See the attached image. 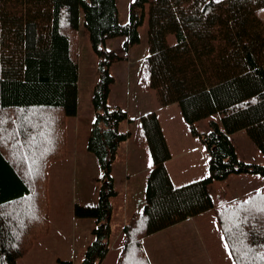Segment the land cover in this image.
I'll list each match as a JSON object with an SVG mask.
<instances>
[{
  "label": "trees",
  "instance_id": "obj_1",
  "mask_svg": "<svg viewBox=\"0 0 264 264\" xmlns=\"http://www.w3.org/2000/svg\"><path fill=\"white\" fill-rule=\"evenodd\" d=\"M80 11L98 58L87 149L103 171L98 203L74 210L96 220L80 264H101L110 249L113 164L130 135L120 130L127 111L108 102L115 82L110 67L122 57L106 41L125 36L126 48L138 42L146 15L150 52L140 64L139 85L154 88L161 105L179 104L209 154L208 175L174 185L158 115H142L135 142L148 146L153 165L144 207L123 227L116 264H151L144 237L214 208L213 181L264 177V164L240 158L231 138L245 130L264 153V0H132L126 23L117 0H0V264H17L48 232L49 164L66 155L67 119L78 109ZM215 113L223 128L216 120L208 131L196 127ZM215 213L234 263L264 264V186Z\"/></svg>",
  "mask_w": 264,
  "mask_h": 264
},
{
  "label": "rangeland",
  "instance_id": "obj_2",
  "mask_svg": "<svg viewBox=\"0 0 264 264\" xmlns=\"http://www.w3.org/2000/svg\"><path fill=\"white\" fill-rule=\"evenodd\" d=\"M147 11L148 5H146V12ZM128 14L129 9L127 12H122L121 18H126ZM139 34V41L132 43L128 48L124 46L126 40L125 36L118 37L119 39L115 40L108 39L106 41V46L115 50L122 57L119 61H116L111 65L110 71L115 77L114 84H118L119 87L123 89L128 83V77L131 78L132 76H138L140 64L150 52L147 39V15L144 22L139 26ZM168 39L170 43L175 42V37L172 34L169 35ZM78 43L77 110L78 112L80 111L81 114H79L77 118L72 116L67 119V153L64 156L67 157H63L60 160H54L49 164L47 185L49 200L48 232L37 238L27 253L17 258V264H61L60 260H71L73 264H80L87 246L94 239L92 231L96 226L95 218L77 217L74 213L77 204L95 206L98 203L99 189L103 175V171L96 156L90 151H87V154L89 155H86L85 151L81 149L82 144L76 145L75 143L77 129V127H75L76 122L77 124L82 123V126H84L87 121L84 118L79 117H81L82 114H90V116H94L92 95L94 85L98 79V58L92 48L90 36L83 23V15L81 11ZM147 90L144 91V89H142V92H147L145 93L147 99L143 100L133 94L127 99L123 96L118 102L119 105L127 111L129 117L120 124V130L129 131L132 140H135V129L139 125V116L146 114V109H150V107L153 109L152 107L155 108L160 104L156 90L154 88H149ZM175 106L178 108L177 113L173 110ZM170 117L174 119V122L170 121ZM129 119L131 121H129ZM132 120H136V123H132ZM167 120L169 121L167 123L174 124L178 128L183 127V130L188 129V124L182 115L179 104L177 103L171 105ZM211 120L218 121L223 128L221 116L218 113L196 121L195 125L200 131H208L210 129ZM127 124H130L128 128ZM166 129H168L167 125ZM242 132V134L246 136L248 142H251L250 144L256 148L257 153L261 157V154L263 153H261L255 143L249 138L246 131L243 130ZM231 138L237 148L241 149L238 135H234ZM205 152L208 165L209 154L206 148ZM123 153L124 150L122 149L119 156L120 161L122 160L121 154ZM260 157L258 158L259 162H249L264 164V160H261L262 158ZM147 159H149L148 161L150 163L152 162L149 148ZM178 162L180 164L183 163L181 160ZM179 163H175L177 169L180 168ZM123 166L124 164L119 166L121 173H123ZM147 173L149 175L150 170L147 171ZM207 175L208 174H202L201 172L191 178H183V180L178 182L176 186L202 179ZM224 180L214 181L216 184V190H220L219 186L225 182ZM131 182L134 186L133 188L130 187V189H133L136 192L138 190L136 183L139 182V177ZM224 187L229 196L230 190L226 183ZM115 188L118 192L111 197V202L114 205L111 216V250L113 249L112 243L114 244L117 240V234L123 231L125 223L131 217V212H128L129 216L126 219V212L123 211V204L125 202L124 184H121L120 186L117 185ZM222 197H226V194L222 193ZM130 199L132 198L130 197ZM215 201H217V198ZM185 231L186 232L184 233L181 228H177L176 231L173 230L171 232H169V230L163 231L146 239L144 244L142 242L149 261L151 259L153 264H235L232 261L227 246L226 249L225 247L224 249L225 251L227 250L228 259L226 260V257L223 259L222 247L225 246V241L220 226L219 228L216 227V225L215 228L211 227L204 236L199 234V232L190 233L188 230ZM148 244H150L151 250L147 248ZM113 254L114 252L106 258V261L103 264H112Z\"/></svg>",
  "mask_w": 264,
  "mask_h": 264
},
{
  "label": "crops",
  "instance_id": "obj_3",
  "mask_svg": "<svg viewBox=\"0 0 264 264\" xmlns=\"http://www.w3.org/2000/svg\"><path fill=\"white\" fill-rule=\"evenodd\" d=\"M131 1L132 0H117L120 21L123 23L128 21L129 14L127 15L126 18L123 19L121 18L122 12L128 11ZM115 39H119V38L118 37L111 38V40H115ZM127 81L128 83L126 84L124 89L120 88L118 84L112 85L111 91L108 97V102L111 105H114V104L119 105L118 103L119 99H122L123 96L126 97L127 99L133 94L140 97L143 100L147 99L146 94H145L147 92H142L143 88H141L139 85L138 76L137 77L132 76L131 78L128 77ZM146 90L147 89H144V91ZM173 104H176V103H172L168 105L159 104V106L155 108L152 107L153 109H151L150 107V109H146V110L147 112L155 111L158 115V118L160 120L169 149L172 154L171 158L166 161V167L168 169V172L171 176L173 183L177 185V183L181 182L183 178L184 179L191 178L192 176H195L201 172L202 174H208V165L206 162V152H205L204 145L201 143V141L196 135L190 132L189 126L187 130H183V127L178 128L174 124L167 123L169 122L167 120V117L169 116L171 105ZM177 109L178 108L175 106L173 110L177 113L178 111ZM79 114L81 113L80 111L78 112L77 110V114L75 115V117L77 118ZM79 118H84L87 121L84 126H82V123L77 124L76 122L75 127H77V129L74 127L76 129L75 143L76 145L82 144L81 149L85 151L86 155H89L87 154L88 153L87 152L88 151L87 139L89 136L91 125L94 121V116H90V114L89 115L82 114V116ZM129 121L131 120L129 119ZM170 121L174 122V119L170 117ZM132 123H136V120H132ZM129 125L130 124H127V128ZM166 125L168 129H166ZM242 131L243 130H240V131H237L231 134V137H233L234 135H238L239 137L241 149H238L237 146L235 145L239 157L246 161L259 162L258 158L260 156L257 153L256 148L252 146V144H250L251 142H248L246 136L242 134L243 133ZM122 149L124 150V153L121 154L122 160L120 161L119 156H120V152L122 151ZM261 155H262L260 157L262 158L261 160H264V156H263L264 153ZM147 158H148L147 146L138 145L135 142V140H132L131 134L128 136V138L125 141L121 142L116 161L113 164V175L115 179V187L117 185L120 186L121 184H124L125 202L123 204V211L126 212V215H127L126 219L129 216L128 212H131L130 214L132 215L134 212H138L144 207L146 181H147V175H148L147 171H149L153 165L152 162L150 163L148 161L149 159ZM179 160L183 161V163L180 164L178 162ZM173 162H175L176 164L179 163L180 168L177 169V167L175 166V163ZM122 164H124L123 173H121L119 169V166ZM197 165H199L200 167ZM137 177H139V182L136 183L138 190L135 192L133 189L132 191L130 187L133 188L134 185L131 184L132 183L131 181H134ZM216 181H222V180H216ZM224 181L225 182H223L219 186L220 190H216V184L214 181L209 186V190L213 198L214 208L207 210L205 212H202L198 215L188 217L187 219L181 222H178L174 225H171L167 228H164L158 232L152 233L144 237V239L142 240L143 244L145 243L146 239L156 235L157 233L167 231V230H169V232L173 230L176 231L177 228L183 229L184 233L186 232L185 230H188L190 231V233L199 232V234L204 236V234L205 233L207 234L208 229H210L211 227L215 228V225H216V227L219 228L218 220H217L216 213H215L216 207L220 206L223 203L237 200L250 192L259 190L260 188L264 186V177L259 176V175H252V174L230 175ZM225 183L227 184L230 190L229 196L227 195L225 191V187H224ZM222 193H225L226 197L223 198ZM130 197L132 199H130ZM216 198H217V201H215ZM113 209H114V205H113ZM123 222H126V221H123ZM124 240H125V234L123 231H121L117 234L116 242H114V244L112 243L113 249L112 250L109 249L107 255L105 256L101 264H103L106 261V258L109 257V255H111V253L113 252L114 254L112 256V261H113L112 264H116L118 255L123 247ZM224 243H225L224 244L225 246H223L222 244L223 250L222 249L221 250L223 254V259L226 257V260H227L228 253H227V250L225 251L227 244L226 242ZM147 246H148L147 248L151 250L150 244H148ZM231 258H232V255H231ZM232 261H233V258H232ZM150 262L151 264H153L151 259H150Z\"/></svg>",
  "mask_w": 264,
  "mask_h": 264
},
{
  "label": "snow or ice",
  "instance_id": "obj_4",
  "mask_svg": "<svg viewBox=\"0 0 264 264\" xmlns=\"http://www.w3.org/2000/svg\"><path fill=\"white\" fill-rule=\"evenodd\" d=\"M217 2H219V0H217Z\"/></svg>",
  "mask_w": 264,
  "mask_h": 264
}]
</instances>
